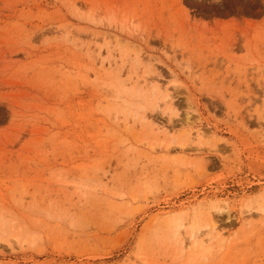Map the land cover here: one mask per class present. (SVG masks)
I'll return each mask as SVG.
<instances>
[{"label":"rangeland","instance_id":"374dc122","mask_svg":"<svg viewBox=\"0 0 264 264\" xmlns=\"http://www.w3.org/2000/svg\"><path fill=\"white\" fill-rule=\"evenodd\" d=\"M0 264H264V0H0Z\"/></svg>","mask_w":264,"mask_h":264},{"label":"bare ground","instance_id":"6f19581e","mask_svg":"<svg viewBox=\"0 0 264 264\" xmlns=\"http://www.w3.org/2000/svg\"><path fill=\"white\" fill-rule=\"evenodd\" d=\"M156 90L159 93L161 92L160 89L159 90L156 89ZM162 104L165 105L168 114H174L175 112H177L176 104L173 102V97L170 94L166 95V97L163 99V103ZM186 119L188 120L189 117L186 116ZM212 227H213L212 230L214 231L215 230L214 229L215 228V225L212 224ZM206 233H207V230H206ZM182 243H183L182 245H184V242H182ZM191 244L193 245V247L196 246L197 245V240H192L191 241ZM185 246H187V245L185 244Z\"/></svg>","mask_w":264,"mask_h":264}]
</instances>
